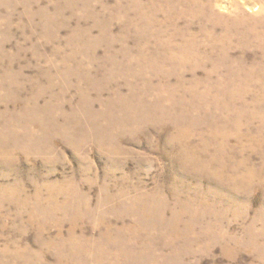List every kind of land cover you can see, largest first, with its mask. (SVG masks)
Returning <instances> with one entry per match:
<instances>
[{"label":"rangeland","instance_id":"1","mask_svg":"<svg viewBox=\"0 0 264 264\" xmlns=\"http://www.w3.org/2000/svg\"><path fill=\"white\" fill-rule=\"evenodd\" d=\"M0 264H264V0H0Z\"/></svg>","mask_w":264,"mask_h":264},{"label":"bare ground","instance_id":"2","mask_svg":"<svg viewBox=\"0 0 264 264\" xmlns=\"http://www.w3.org/2000/svg\"><path fill=\"white\" fill-rule=\"evenodd\" d=\"M215 20L224 26V36L222 37L223 40H230L231 35H237V36H245L249 32H253V35L255 37H261L260 34L256 33L254 29H244L243 31L238 30V23L236 22L235 17H215Z\"/></svg>","mask_w":264,"mask_h":264}]
</instances>
